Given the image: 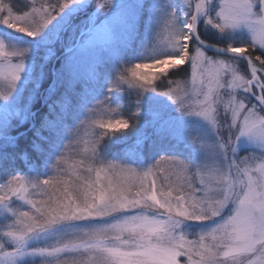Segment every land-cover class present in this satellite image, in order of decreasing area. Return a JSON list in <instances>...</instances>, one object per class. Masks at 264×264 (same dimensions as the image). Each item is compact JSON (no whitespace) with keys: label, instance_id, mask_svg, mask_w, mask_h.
I'll list each match as a JSON object with an SVG mask.
<instances>
[{"label":"snow or ice","instance_id":"6c2138e0","mask_svg":"<svg viewBox=\"0 0 264 264\" xmlns=\"http://www.w3.org/2000/svg\"><path fill=\"white\" fill-rule=\"evenodd\" d=\"M73 2L33 0L30 10L17 13L0 0V24L35 37ZM183 5L163 21L161 43L168 51L154 55L150 65L129 68L130 76L121 74L109 91L127 84L139 103V95L157 92L158 86L155 77L138 69L159 66L166 73L190 64L192 84L198 85L191 94L195 99L179 81H169L159 94L215 133L214 142L201 145L204 155L194 165L196 172L175 155H161L139 170L111 161L95 166L102 138L128 129L129 120H92L90 126L105 131L93 134L84 157L66 174L37 180L13 175L0 185V209L11 217L0 231V264L26 258L33 264H264V0H222L219 10L213 0ZM201 23L220 34L245 29L248 40L229 43L223 51L231 55L209 56ZM26 52L0 42V78L7 83L0 99L20 79ZM241 60L247 74L240 71ZM220 105L232 120L227 139L219 134ZM242 141L261 155L241 156ZM61 164H67L63 155L55 167ZM187 222L199 230L190 234L182 227Z\"/></svg>","mask_w":264,"mask_h":264},{"label":"rangeland","instance_id":"374dc122","mask_svg":"<svg viewBox=\"0 0 264 264\" xmlns=\"http://www.w3.org/2000/svg\"><path fill=\"white\" fill-rule=\"evenodd\" d=\"M37 4L41 0H35ZM57 0H51V3H56ZM115 1L108 3V0H74L59 13L37 36L28 37L24 34L15 33L8 29L3 24L1 28L10 34L8 39L0 35V42H3L7 47L26 48L27 52L24 56V70L20 74V79L16 82V86L8 94L6 99H0V139H12L10 132L16 128V125H29V129L33 127L35 112L31 108V102L36 97V92L39 87L38 74H34L30 62L34 60V55L37 46H41L40 50L44 52L42 56L43 64L49 59L55 62L51 66V75L53 80H56L57 86L66 83L70 88L77 84L91 82L95 78V74L100 65L108 61H118L120 66L119 76L121 74L129 75L128 69L134 68L137 64H152V57L158 53L163 54L168 51L165 48L163 41L164 19L172 11H177L184 7L185 0H121L116 6H112ZM214 4L219 5L222 0H213ZM33 0H14V9H21L22 12L30 10ZM92 6L98 8L94 12L90 11ZM259 9L257 8V11ZM96 16V19L93 20ZM93 24V29L85 32L87 27ZM204 32L212 35L215 40H218L222 47H227L229 43L242 44L247 42L248 34L245 29H239L231 33L220 34L211 28L209 25H204ZM62 49V53L57 54V50ZM207 52V51H206ZM209 56L214 55L207 52ZM257 54H260L257 50ZM35 61V60H34ZM15 63V58L12 59ZM58 62V63H57ZM247 64L240 61V71L247 74ZM140 73L146 76L155 77L154 83L158 86L157 92H144L139 95V103H137V91L129 88L127 84H120L121 89L118 92L121 96L128 98L129 108H135V118L133 127L131 126L132 135L137 134L136 142L139 145L143 142L145 134L150 132L156 134L160 139L168 137L172 140L183 144V146L190 151L191 160L187 161L193 167L191 172H196L195 164L199 163L203 158V152L200 149L191 147L187 140V133H199L203 139L198 140L197 144L201 147L203 143H211L215 141V133L212 132L207 122L198 117L181 116L176 110L177 105H174L166 96L160 95L159 91L167 90L169 81H179L182 86L189 91L191 99L192 92L195 87L192 84V71L190 64L182 65L177 68H170L166 73H161L160 68L143 67L138 69ZM170 74L177 79H170ZM49 87L46 91H52ZM0 91H7V83L0 78ZM121 91V92H120ZM114 92V91H113ZM111 93V91H109ZM114 93V94H115ZM46 92H41V96H45ZM135 98L132 99V98ZM109 98L112 95L109 94ZM202 98V97H201ZM227 100V95H225ZM113 101L107 103V107H102L101 104L95 106L90 114L86 116L85 122L87 124L80 125L78 133L71 134V145H68L69 152L67 154V164L61 165L58 171H54L52 175H63L73 164L69 156H73V152L78 150L81 160L85 153L84 149L87 146L86 142H90L95 133H102L105 130L97 126H90L89 122L92 120L121 119L118 113L115 114L110 109ZM96 109V110H95ZM107 109L106 113L102 110ZM217 121L220 126L219 134L224 139L228 138L229 129L227 125L232 123L230 115H226L223 105L219 106ZM18 123V124H17ZM130 131V128L125 129L122 133ZM117 132L109 131L106 137ZM121 133V132H120ZM21 135V134H19ZM18 135V136H19ZM138 145V146H139ZM74 146V147H73ZM98 147V146H97ZM239 154L241 156H248L252 154L256 157L261 155L260 150L242 141L239 146ZM99 160L95 161V166L101 162L126 164L128 166L143 169L149 165H154L160 158L147 160L139 163H126L122 160H107L102 156L98 149ZM90 155V154H89ZM78 156V157H79ZM77 159V158H76ZM76 159H74L76 161ZM182 159V158H180ZM78 160V161H79ZM184 160V159H183ZM186 161V160H185ZM30 180L45 179L46 177L22 176ZM8 181V180H7ZM3 182L1 185L7 183ZM196 187H199L198 181ZM19 201H13V204H19ZM10 216H8L3 209H0V231L4 230L9 223ZM190 234L199 230V225L194 222H187L182 226ZM189 238H193L191 235ZM41 240L39 243H43ZM7 250L10 246L6 245ZM183 259V258H181ZM21 264H33L32 259L26 258Z\"/></svg>","mask_w":264,"mask_h":264},{"label":"trees","instance_id":"16d2710c","mask_svg":"<svg viewBox=\"0 0 264 264\" xmlns=\"http://www.w3.org/2000/svg\"><path fill=\"white\" fill-rule=\"evenodd\" d=\"M24 1L28 2V0ZM3 3L14 9L15 4H12L14 0H3ZM95 7L92 6L91 9H95ZM14 11L20 13L22 10L14 9ZM203 29L204 26L201 23L200 36L202 40L212 45L223 46L218 40L211 37L212 35L205 33ZM0 35L8 39L11 38L10 34L5 32L1 26ZM40 48L41 46H37L36 51H33V53L35 52V61L30 62L34 74H38L40 77L36 97L31 102L30 108L35 112L34 126L29 129L27 124L16 125V128L10 132V135L14 136L12 139H0V185L13 175L47 178L54 171H58L64 164L56 168V160L60 155L67 159L70 150L68 145L72 144L71 134L76 135L80 125L87 124V121L84 120L95 106L99 107L101 104L102 107H107V103L110 104L111 100L113 103L110 109L116 108L115 114L118 113L122 119L129 120L130 131H127V134L112 133L111 136L102 138L98 149L103 157L107 160H122L126 163L146 162L161 155H175L186 162L191 160L190 151L183 144L168 137L160 139L153 132L146 133L140 145L136 142L138 133L132 135L131 126L133 127L135 118L132 117V113L135 112L137 106L129 108L128 98L121 96L118 92L115 93L121 89L120 85L116 90H113L114 92L109 93L112 82L117 81L119 75L118 61H108L100 65L91 82L77 84L72 88L66 83L57 86L56 80L52 78L50 66L56 58L47 60L41 66L43 63L41 57L44 56V52ZM62 51V49L57 50L56 55L61 54ZM170 79L177 78L170 74ZM49 87L53 88L52 91H46ZM44 91L46 92L45 96H41V92ZM109 94L112 95V98H109ZM132 99L135 100L134 97ZM107 111V109L102 110L104 113ZM79 155L78 150H75L73 156H69L71 163L76 158L78 161Z\"/></svg>","mask_w":264,"mask_h":264},{"label":"clouds","instance_id":"9594fccd","mask_svg":"<svg viewBox=\"0 0 264 264\" xmlns=\"http://www.w3.org/2000/svg\"><path fill=\"white\" fill-rule=\"evenodd\" d=\"M159 67V66H158ZM157 67V68H158ZM180 115L183 117V113L182 112H179ZM203 137L199 134V133H194V132H188L187 133V140H188V143L191 147H193L194 149H200L201 150V147L197 144V141L198 140H202ZM101 144V143H100ZM99 144V145H100ZM202 151V150H201Z\"/></svg>","mask_w":264,"mask_h":264},{"label":"water","instance_id":"95a60500","mask_svg":"<svg viewBox=\"0 0 264 264\" xmlns=\"http://www.w3.org/2000/svg\"><path fill=\"white\" fill-rule=\"evenodd\" d=\"M197 45L199 46V42H197ZM209 45H211V44H209V43L206 42V44L204 46L205 47V50L207 52L215 53V54H218V55H221V56L231 55V54H228L225 51H223V49H225V47H218V46H216V47H209Z\"/></svg>","mask_w":264,"mask_h":264}]
</instances>
